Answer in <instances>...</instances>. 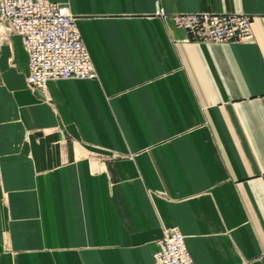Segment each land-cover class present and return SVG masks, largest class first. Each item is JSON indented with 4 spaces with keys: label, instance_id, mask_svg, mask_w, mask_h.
Instances as JSON below:
<instances>
[{
    "label": "crops",
    "instance_id": "crops-1",
    "mask_svg": "<svg viewBox=\"0 0 264 264\" xmlns=\"http://www.w3.org/2000/svg\"><path fill=\"white\" fill-rule=\"evenodd\" d=\"M95 80L28 86L0 41V264H154L177 227L194 264H264V0H49ZM251 16L191 42L172 16Z\"/></svg>",
    "mask_w": 264,
    "mask_h": 264
},
{
    "label": "built area",
    "instance_id": "built-area-1",
    "mask_svg": "<svg viewBox=\"0 0 264 264\" xmlns=\"http://www.w3.org/2000/svg\"><path fill=\"white\" fill-rule=\"evenodd\" d=\"M191 42L224 44L252 39L251 16L210 12L172 16ZM3 39L17 35L27 54L26 81L43 90L49 80H95L91 57L67 7L49 0H0ZM154 264H194L177 227L163 231L153 253Z\"/></svg>",
    "mask_w": 264,
    "mask_h": 264
},
{
    "label": "rangeland",
    "instance_id": "rangeland-1",
    "mask_svg": "<svg viewBox=\"0 0 264 264\" xmlns=\"http://www.w3.org/2000/svg\"><path fill=\"white\" fill-rule=\"evenodd\" d=\"M4 41L5 39H3V34L0 32V41Z\"/></svg>",
    "mask_w": 264,
    "mask_h": 264
}]
</instances>
